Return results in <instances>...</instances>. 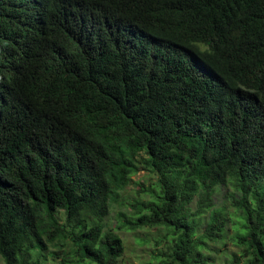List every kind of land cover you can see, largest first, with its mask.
<instances>
[{"label": "trees", "instance_id": "obj_1", "mask_svg": "<svg viewBox=\"0 0 264 264\" xmlns=\"http://www.w3.org/2000/svg\"><path fill=\"white\" fill-rule=\"evenodd\" d=\"M142 169L116 228L164 230L148 264H215L230 217L264 264V0H0L4 263L119 264Z\"/></svg>", "mask_w": 264, "mask_h": 264}, {"label": "rangeland", "instance_id": "obj_2", "mask_svg": "<svg viewBox=\"0 0 264 264\" xmlns=\"http://www.w3.org/2000/svg\"><path fill=\"white\" fill-rule=\"evenodd\" d=\"M154 177L155 175L143 169L133 175L132 183L123 191V197L120 199V202H124L125 204H114L111 213L105 218L107 228L112 229V231L117 233L124 241L125 252L119 264H148V262H155L157 254L160 252V247L159 244L157 245L156 238L162 235L163 229L143 228L138 230H120L116 228L118 223V212L121 211L130 215L131 212L134 211L130 202L140 197L142 185L138 184V182L146 186H151ZM214 200L218 206L229 208V212L235 214L236 208L233 206L231 190L228 192V189H224L223 187V189L215 195ZM193 206L196 208V203ZM208 216L209 214L204 216L205 219L201 225V232L205 231ZM229 216L230 214L228 217ZM235 221L236 217L228 218V227L224 239L219 238V241L208 242L209 249L207 252L210 254L215 264H230L235 254L240 252V248L236 246L232 240L234 232H236ZM0 264H5L1 258ZM240 264H244V262Z\"/></svg>", "mask_w": 264, "mask_h": 264}]
</instances>
